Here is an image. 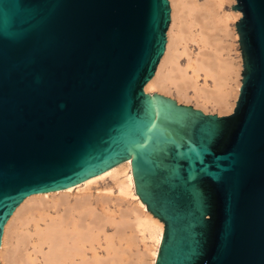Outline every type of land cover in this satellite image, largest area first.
<instances>
[{
    "label": "water",
    "instance_id": "95a60500",
    "mask_svg": "<svg viewBox=\"0 0 264 264\" xmlns=\"http://www.w3.org/2000/svg\"><path fill=\"white\" fill-rule=\"evenodd\" d=\"M235 1L242 85L217 116L143 91L168 0H0V238L28 196L129 160L154 264H264V0Z\"/></svg>",
    "mask_w": 264,
    "mask_h": 264
},
{
    "label": "bare ground",
    "instance_id": "6f19581e",
    "mask_svg": "<svg viewBox=\"0 0 264 264\" xmlns=\"http://www.w3.org/2000/svg\"><path fill=\"white\" fill-rule=\"evenodd\" d=\"M220 3L230 5L234 0H206L201 4L196 0H169L165 49L153 77L143 88L151 100L154 94L150 92L157 91L161 95L172 94L177 105L193 100L204 114L207 108L217 114L232 111L242 85V59L236 68L229 57H222L224 45L219 34L231 37L234 30L233 38L237 39L236 28L229 31L226 22H236L241 15L237 10L219 14ZM176 26L177 32H173ZM190 42L196 46L195 54L187 46ZM183 55L187 59L184 68L178 65ZM152 102L155 123V102ZM107 177L113 186L105 189L104 194L100 191L93 201L90 186ZM112 197L116 216L111 218L107 204ZM123 203L127 204L124 210L120 207ZM17 223L23 228L15 232ZM108 224L115 228L111 235L106 233ZM126 228L140 235V240L149 241L145 249L148 261L142 260L141 264H154L163 223L146 210L136 195L129 160L65 189L25 198L2 228L0 264H119L120 250L115 248L113 238H122ZM14 233L19 238L10 248L9 239ZM11 250L14 253L20 250L22 255L13 257Z\"/></svg>",
    "mask_w": 264,
    "mask_h": 264
},
{
    "label": "rangeland",
    "instance_id": "374dc122",
    "mask_svg": "<svg viewBox=\"0 0 264 264\" xmlns=\"http://www.w3.org/2000/svg\"><path fill=\"white\" fill-rule=\"evenodd\" d=\"M196 1H197V3L201 4V3H204L206 0H196ZM168 2H169V0H168ZM235 3H236L235 0H234V3H232L230 5L226 4V3H220L219 4V12L220 13L219 14L222 15L224 13V15H225L226 13H229L232 10L231 7L233 5H235ZM240 15H241V13H240ZM236 22H237V20H236ZM236 22L228 20V23L226 22L227 29L229 28L230 29L229 31L235 29V23ZM177 25H178V23H177ZM176 29H177V26L173 29V32H175V31L177 32ZM195 30L196 29H194L193 31H195ZM231 32H233L232 33L233 36H231V37H226L222 33L219 34V36H220L219 38H220L222 44L224 45V48H223V50L221 52V55L224 58H228L229 57L228 59L231 60L232 64L235 67L236 66L238 67V65L241 64V57H240L241 54H240L239 45H238V38L237 39L233 38L234 35H235L234 34V30L231 31ZM235 33H236V31H235ZM166 41H167V38H166ZM187 46L190 48L191 53L195 54L197 52L196 46H195L194 43L190 42V43L187 44ZM178 50L181 51L180 47L178 48ZM186 60L187 59H186L185 55H183L182 57H179V59H178L179 67L184 68L185 64H186ZM241 70H242V68L240 69V80H241ZM150 93L151 94L161 95V93H157V91H151ZM190 94H191V92H190ZM161 96H165L167 98H170V99L174 100V97H173L172 94H170V95L169 94L168 95H164L163 94ZM178 104H183V103H178ZM183 105L191 106V107H193L195 109H198V110L202 111V109L195 107V102L193 100H191L188 104H183ZM234 107H235V105H234ZM234 107H233V109H234ZM233 109H232V111H233ZM232 111L227 112V113L217 114V112L215 110H212L211 108H207L206 114H217L218 116H225V115L231 114ZM112 184H113L112 180L107 177V178H104V179H102L100 181H97L96 184L91 185L90 186L91 187V199L93 198L92 200L94 201V198L100 193V191H104V192H101V193L104 194L105 193V189H108V188L112 187L113 186ZM112 192H114L113 189H112ZM113 197L111 199V202L107 204L109 206V209H110L109 216L111 218L113 216H116V214L114 212L115 211V207L113 205V202H114V198ZM70 200H72V198H70ZM120 207L122 208V210H124V209L127 208V204L123 203V204L120 205ZM116 210H117V208H116ZM108 225L109 226H107V225L105 226L106 233L108 235H111V234H113L115 228H113V226L110 225V224H108ZM15 227H16L15 232L18 231L20 228H23V226H19L18 223L15 225ZM128 236H130L131 238L128 237ZM18 238H19V236L17 235V233H14V234L11 235V237L9 239L10 248L12 246L13 247L15 246L16 240ZM122 238H120L119 240L117 238H113L114 239L113 241L115 243V245H114L115 248L120 250L118 252L119 253V260L121 259L122 261L120 260L119 264H141V263H143L142 260H147L148 261V259H146L147 257L145 256V249L148 247L147 245H149V241L140 240V235L134 233V230H132L131 228H126L124 230V235H123ZM11 252H12V254L14 253L12 250H11ZM21 253H22V251L18 250L17 252L14 253L15 255L13 254L14 255L13 257L17 256L16 258H19L22 255ZM15 264H19V263L16 262Z\"/></svg>",
    "mask_w": 264,
    "mask_h": 264
}]
</instances>
